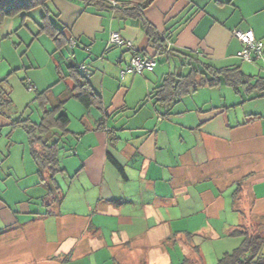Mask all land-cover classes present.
<instances>
[{"label": "crops", "instance_id": "0c3cea01", "mask_svg": "<svg viewBox=\"0 0 264 264\" xmlns=\"http://www.w3.org/2000/svg\"><path fill=\"white\" fill-rule=\"evenodd\" d=\"M47 5L67 44L76 41L75 63L88 65L87 78L102 95L105 114L68 99L71 132L59 153L64 170L56 175L64 196L53 202L28 135L13 125L20 118L40 122L41 114L26 117V110L15 114L10 106L0 112V264L2 257L11 262L14 249L27 250L29 264H100L99 254L104 264H135L145 256L150 264L178 263L173 254L188 249L171 240L177 231L196 235L207 262L208 253L217 259L220 249L238 244L241 238L228 235L231 229L245 216L264 219V91L238 92L225 81L204 84L164 114L149 95L168 72L188 73V58L157 55L153 71L122 77L132 52L110 44L111 32L156 54L139 18L83 0ZM143 14L170 37L172 49L216 68L240 67L253 81L264 78V60L240 57L244 45L234 33L252 31L264 42V0H154ZM5 23V32L17 25L15 18ZM60 56L56 69L62 75L63 50ZM11 60L0 53V78L8 79L14 105ZM66 74L64 87L54 73L44 84L33 75L26 80L37 92L52 85L55 102L74 85Z\"/></svg>", "mask_w": 264, "mask_h": 264}, {"label": "trees", "instance_id": "16d2710c", "mask_svg": "<svg viewBox=\"0 0 264 264\" xmlns=\"http://www.w3.org/2000/svg\"><path fill=\"white\" fill-rule=\"evenodd\" d=\"M48 1L49 0H0V28L8 18L20 16L26 19L31 15L34 9L42 7L45 12L42 16L43 20L41 22L40 32L43 31L50 34L57 44L55 51H62L68 46V38L66 39L63 31L50 20V9L47 5ZM83 1L98 8L115 7L116 9L127 10V13L130 10V15H135V18H139L142 21L143 27L149 37L150 46L156 50V54L148 55V53L136 48V50L132 52V56L133 54H141L142 56L153 57L156 59L155 67L158 64L157 55L170 57L171 54L175 52L179 53L180 56H184L183 58H188V62L191 65L188 73L177 71L168 72L162 83L156 86L149 95L154 102L165 108L164 114H167L173 102L185 97L187 94H190L193 89L204 84L215 86L225 81V83L231 85L238 92H240V89H244L247 93H251L255 89L264 91L263 77H259L256 81H253L255 78L245 75L240 67L216 68L207 62L199 60L192 53L172 49L170 47V37H166L155 25L144 17V8L149 6L154 0H129L127 2L117 3V5H115V3L110 4L107 0ZM118 33L121 35L120 32ZM123 38L126 39L125 37ZM110 44L119 46L112 42H110ZM72 45H76L75 40L72 41ZM130 63L131 60L127 65ZM67 66L69 74L66 75L73 79L74 85L68 87L65 92L61 93L60 97H55V102L52 100V85L44 90L36 91V105L41 111L40 122H33L29 118L13 120L14 126H20L27 132L31 153L38 165V174L41 177V181L47 186L48 194L53 199V202H61L64 196L56 179V175L64 170L60 164L59 153L61 149L65 148L63 147V143H66V138L71 132L69 129L70 116L65 110L68 99L71 97L75 98L83 104L87 110L96 107L105 114L103 97L100 93L95 91L87 78L91 72L88 65L85 63L77 64L72 62ZM122 69H124V67ZM121 76L124 77L125 75L121 74ZM27 82L26 80V83ZM12 104L13 100L10 87L8 86V79L0 78V112H4L6 108ZM118 166V168L122 170V167L120 165ZM228 235L242 237V241L233 250L224 252L214 264H264V256L261 254L262 247L264 246V235L262 233H256L251 226H244L243 223H241L236 228L231 229ZM195 236L196 235L190 231L174 232L171 240H173L174 243L181 241L184 246L187 247L188 252L183 254L180 262L168 264H209L202 253L200 243L195 240ZM137 264L150 263L145 256Z\"/></svg>", "mask_w": 264, "mask_h": 264}, {"label": "rangeland", "instance_id": "374dc122", "mask_svg": "<svg viewBox=\"0 0 264 264\" xmlns=\"http://www.w3.org/2000/svg\"><path fill=\"white\" fill-rule=\"evenodd\" d=\"M44 14L43 8L38 7L34 11H32V16H29L25 19V24H23V20L21 21L22 17L17 16L13 17L16 19V26L13 28V31L10 30V32H5V22L0 28V53L1 57L12 56V64H15V70L14 72L8 77L9 82L11 86L13 87V97L15 100L14 105H11V109H13V113L16 114V111H19L20 113L24 112L26 110V117L29 115L34 116V118H39L40 111L37 110L36 107H33V105L36 106V100L35 96L37 94L35 83L31 82V79H28V86L25 81L28 75H33L36 78H39L41 84L45 83V79L48 80L49 74L54 73L56 75L55 80L58 79L62 84V87H64L65 79L64 75L67 71V65L69 63H75V57L73 56L72 49L75 46H71L69 44L67 47L63 49L64 59L63 60V66L64 70L62 75H60L57 72L56 69V61L61 57V51H55L57 48V44L54 40V38L48 34L47 32H40L41 30V22H42V16ZM31 17V18H30ZM20 22V23H19ZM22 25V26H21ZM5 32V33H4ZM72 42V41H70ZM117 46V45H116ZM120 48H127L125 45H119ZM124 48V49H125ZM131 51V50H129ZM161 65V64H159ZM126 65L124 66V68ZM18 68V69H17ZM47 74V75H46ZM25 77V79H23ZM43 77V80L42 78ZM63 78V79H62ZM22 79L24 80V83L22 82ZM22 90H20V88ZM35 88V89H34ZM42 90V89H40ZM32 105L30 108L29 106ZM73 106V105H72ZM33 111V112H32ZM94 111H96L94 109ZM23 114V113H22ZM34 114V115H33ZM77 113H74L73 111V117L71 119L74 123L77 122ZM22 131V134H26L27 132L20 128ZM62 151H66V149H62ZM68 152V150H67ZM255 222V223H254ZM243 225L244 226H251L256 233H262L264 235V219H260L257 216L251 218V215L245 216L243 218ZM254 223V224H253ZM238 237V236H236ZM242 237H239V239ZM242 239L238 240V244L235 245H228L227 248L228 251L233 250L236 246H238L241 243ZM172 246H170L171 248ZM25 248V247H23ZM225 249H220L218 251V257L215 258L214 255H210L208 253V263L214 264L218 261L219 257L222 256V254L225 252L223 251ZM171 252L175 253L176 251L174 248H171ZM227 251V250H226ZM26 253H16L15 249L14 251L10 253V256L12 257L11 262L4 263V257H2L1 261L3 264H21L22 261H24V264H29V255L30 253L25 250ZM262 256H264V246L261 250ZM174 255V262H180L182 260V254L180 255L178 253L173 254ZM22 257H27L26 259H20ZM100 257V258H99ZM99 263L104 264L103 258L101 257V254H99ZM22 260V261H21ZM44 261V260H42ZM34 264L38 263V259L33 261ZM2 264V263H1ZM23 264V263H22ZM137 264V263H135Z\"/></svg>", "mask_w": 264, "mask_h": 264}, {"label": "built area", "instance_id": "2783aa9c", "mask_svg": "<svg viewBox=\"0 0 264 264\" xmlns=\"http://www.w3.org/2000/svg\"><path fill=\"white\" fill-rule=\"evenodd\" d=\"M117 5V3H115ZM235 35L243 43L244 47L238 52V55L244 59L253 60L255 58H262L264 60V42L258 40L252 31L235 30ZM110 42L118 45H125L131 52L136 50L134 43L131 40L124 39L118 32H112ZM156 65V59L153 57L142 56L141 54H133L131 63L122 69L121 74L139 73L153 70ZM86 70V68H85ZM1 163V159H0Z\"/></svg>", "mask_w": 264, "mask_h": 264}]
</instances>
